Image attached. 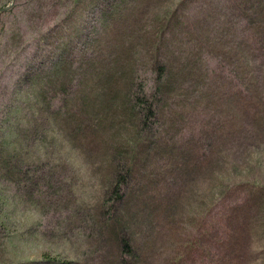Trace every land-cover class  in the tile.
I'll use <instances>...</instances> for the list:
<instances>
[{
	"label": "rangeland",
	"instance_id": "374dc122",
	"mask_svg": "<svg viewBox=\"0 0 264 264\" xmlns=\"http://www.w3.org/2000/svg\"><path fill=\"white\" fill-rule=\"evenodd\" d=\"M158 60L168 109L153 103L141 133L159 137L107 224L99 205L133 154L115 147L140 129L119 101L125 86L154 85ZM71 97L84 121L66 109ZM253 182L264 184V0H13L0 10V264H116L122 227L136 264H264Z\"/></svg>",
	"mask_w": 264,
	"mask_h": 264
},
{
	"label": "trees",
	"instance_id": "16d2710c",
	"mask_svg": "<svg viewBox=\"0 0 264 264\" xmlns=\"http://www.w3.org/2000/svg\"><path fill=\"white\" fill-rule=\"evenodd\" d=\"M99 1L101 0H97V2ZM252 36L255 35H250L249 39H251ZM158 62L163 63L160 62L159 60L156 63H154V67L158 70V75L153 82L154 85L150 89H142L140 92L133 91V93L130 92L129 86H125L126 87L125 91L122 93L121 95L122 98H120L119 101V106H120L119 110H121L122 108L124 111L128 112L129 116L131 113L133 114L138 113V115L140 116L139 117L140 119H138L139 121L138 124L140 129L138 132H136L135 138L131 141L132 142L131 145H129L128 143H124L123 145L120 144L118 147H115L117 151L120 150L121 154H125L128 149L133 150V154L128 161H126L124 158L118 160L120 163H118L116 171L113 170L114 173L110 176V179L108 181V186L106 187L108 192L103 198L104 204L100 203L99 205L101 208L104 207L103 209L105 210L106 208H108L106 210V213L102 215L103 218L106 216L104 219L107 222V224H108V220L111 219L114 213L118 210L119 200L122 199L124 196L123 193L124 189H127L128 191H132V187L135 188L136 186L135 183H136L137 174L144 173L142 171V166L145 164V161H139V157H140L139 154L144 153L146 155H151L152 151L151 152L148 151L152 148V146L149 148H146L145 146L159 137L158 136L157 138H154L152 135L141 133L143 129L146 128V126H148L149 124H151V122L155 119L156 113L154 111L153 103L157 101L158 103L163 104V107L161 106L160 109L162 108L168 109L165 107L166 106L165 96L163 94V92L167 93V88H165V86L168 85V82H166L164 78L166 74L165 73L166 67L165 64H158ZM163 81L166 84H164ZM153 91H155L156 95L154 94ZM147 96H149V102L145 99V97ZM71 98L74 100L72 106H70L67 101H64L65 102L64 105H66V109L68 111H71L74 117L81 118V120L78 121H84L85 109L82 98H78V97H71ZM162 100L164 103L162 102ZM129 105L130 108L127 107ZM57 110L59 112V116L62 118L69 120L73 117L70 114V112L64 110L62 107L58 108ZM87 143L88 141L86 140V143L83 142L82 144H87ZM124 147H126L127 149H125ZM131 150L129 151L132 152ZM146 155L142 157L146 159ZM109 168H112L110 164H109ZM248 187L251 191L257 190V192L259 193V197H264V184L253 182L252 184H249ZM115 202L117 206L114 204ZM110 224L113 226V223ZM223 228L224 227L221 226L214 227L213 230L200 233V236L202 237V235L203 236L207 235L211 231H215L216 233H219L220 230H222ZM230 236H232L231 233ZM115 239H116L115 242L117 247V252H116L117 256L114 261L116 262V264H136L138 253L137 250L135 251V249L132 246L133 245L132 236L128 232H125V230L122 227L118 229L117 233L115 234ZM58 259L59 258H57L56 256L50 257L47 255L43 262L30 261L28 264H37V263L38 264H82L80 261L62 262L59 261ZM172 259H171L172 264H188L185 258L183 257V255L180 260L173 261ZM138 260H140V257ZM201 262L204 261L202 260Z\"/></svg>",
	"mask_w": 264,
	"mask_h": 264
},
{
	"label": "water",
	"instance_id": "95a60500",
	"mask_svg": "<svg viewBox=\"0 0 264 264\" xmlns=\"http://www.w3.org/2000/svg\"><path fill=\"white\" fill-rule=\"evenodd\" d=\"M12 1H13V0H12ZM12 1H11L6 7H2V8H0V10L6 9L7 7H9L10 4L12 3Z\"/></svg>",
	"mask_w": 264,
	"mask_h": 264
},
{
	"label": "bare ground",
	"instance_id": "6f19581e",
	"mask_svg": "<svg viewBox=\"0 0 264 264\" xmlns=\"http://www.w3.org/2000/svg\"><path fill=\"white\" fill-rule=\"evenodd\" d=\"M44 183V182H43Z\"/></svg>",
	"mask_w": 264,
	"mask_h": 264
}]
</instances>
